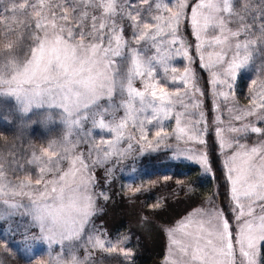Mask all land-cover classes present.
<instances>
[{
	"label": "snow or ice",
	"instance_id": "1",
	"mask_svg": "<svg viewBox=\"0 0 264 264\" xmlns=\"http://www.w3.org/2000/svg\"><path fill=\"white\" fill-rule=\"evenodd\" d=\"M258 49L264 51V0H0V96L14 97L25 115L33 108L59 109L64 129L59 145L31 153L27 163L38 168L35 179L16 176L21 165L13 169L12 153L8 160L0 155V199L18 209L22 205L4 197L29 196L24 207L40 232L31 239L46 240L49 249L60 246L47 259L29 248V264H89L90 253L78 254L81 245L129 259L130 250L87 232L96 213L90 191L94 169L113 159L119 163L133 141L141 152L159 149L169 137L164 122L170 119L176 140L207 149L203 110L199 119L188 118V109L200 108L206 95L194 58L210 74L213 97L227 103ZM178 58L187 61L182 70L173 63ZM235 113L232 119L240 126L216 119L214 143L224 157L226 181L223 206L194 209L168 229L164 264H261L264 79L251 81L249 104ZM89 123L91 129L81 135ZM92 129L108 138L97 141ZM253 135L257 142L250 144ZM124 142L127 148H121ZM185 158L212 171L207 151L189 149ZM30 188L35 195L25 191ZM144 190L130 188L132 195Z\"/></svg>",
	"mask_w": 264,
	"mask_h": 264
},
{
	"label": "trees",
	"instance_id": "2",
	"mask_svg": "<svg viewBox=\"0 0 264 264\" xmlns=\"http://www.w3.org/2000/svg\"><path fill=\"white\" fill-rule=\"evenodd\" d=\"M201 73L205 82V72L201 70ZM43 111L36 110L25 115L0 110V155L31 152L54 140L52 127L45 131L40 123L30 122L41 116L38 114ZM20 116L24 117V122L20 121ZM211 135L208 136L206 149L212 162L210 176L202 174L199 167L187 162H170L167 159L168 151L141 156L134 187L143 185L145 190L136 195L124 189L119 179L111 178L106 182L101 170L95 171L93 193L98 214L92 217V222L101 224L109 237L127 234L129 248L133 253L130 264H162L166 229L173 227L198 206L202 207L207 198L215 199V191H226L224 169L217 149L219 147ZM255 139L257 141V138L251 136L248 143ZM99 190L106 192L107 200L99 197ZM158 202L162 206L153 209L151 206ZM113 264L125 263L119 261ZM261 264H264V254L261 256Z\"/></svg>",
	"mask_w": 264,
	"mask_h": 264
},
{
	"label": "rangeland",
	"instance_id": "3",
	"mask_svg": "<svg viewBox=\"0 0 264 264\" xmlns=\"http://www.w3.org/2000/svg\"><path fill=\"white\" fill-rule=\"evenodd\" d=\"M188 31H191V27L189 25ZM194 38V37H193ZM189 39V37H187ZM191 40V39H189ZM173 63L180 68L181 70L183 67L187 64V61H182L179 58L174 60ZM192 67L194 71L196 72V76L198 78V85L202 91L206 93L205 96L200 97V100L202 101L200 108L194 109L189 108L188 111L191 114L188 118L189 119H199L200 116V110H203L204 119L208 124L209 127V135L212 133L211 137H213V142L215 141V127H216V119L219 117L224 125H228L230 122L233 123L235 126H240V121H235L232 119V117L236 114L235 109L236 108H244L248 106L249 104V88L251 87V81L253 79H264V75H261L264 73V51L257 50L254 52L253 60L249 63L248 67L244 70H242V73L238 76L236 82H235V90H234V97H231L227 103L224 102L223 97H220L218 100H216L215 97H213V87L209 83L210 80V74L204 70L203 68L199 67V60L198 58H194ZM201 70L205 72L206 81L204 82ZM140 85L137 84V87ZM175 87V86H171ZM189 89H191V84H189ZM199 95V93H197ZM235 100V104H233L232 100ZM214 100H216L217 103H219V111L216 109V104L214 103ZM2 105V106H1ZM0 110H3L7 113H20V105L19 102L15 100L14 97L6 96L4 98H0ZM232 109V111H229ZM36 110H44L41 114V116H38L37 118L32 119L30 122L32 123H40L43 130L48 131L49 127L53 128V134H55V138L53 141L49 142H56L57 145H59L60 141L62 140L64 136V129L62 125L60 124V118H59V109H36L33 108L32 111ZM2 113V112H1ZM0 113V114H1ZM122 114V113H121ZM2 115V114H1ZM20 121L24 122V117L20 116ZM165 130L169 133V137L165 141L164 144H161L159 149L157 150H145L141 152L139 146L135 145V142L133 141V149L124 157L120 158L119 163L115 162V159L108 162L104 167H96L94 171L101 170L102 177L104 180H107L108 182L111 178L119 179L121 186L126 189L127 191H130V188H135V180L137 177V166L138 162L144 154H153L157 151H168V160L170 162H187L191 165L199 167L201 170V173L204 175H209L210 172H206L203 167H201L199 164L195 163L193 160H189L185 158L186 153L189 149L196 151H207L203 148V146L196 145L193 142H186L185 140H176L175 136L172 134L173 130L175 129V121L170 119L164 122ZM89 129H91V125L86 124L84 131L81 133V135H84ZM92 136L95 137V139L98 141L102 136L104 138H108L107 133L99 132L98 130L92 129ZM208 135V136H209ZM253 137H255L253 135ZM256 138V137H255ZM248 142V141H247ZM257 141L255 139L254 142L250 144H255ZM48 144L45 146H41L38 149L32 150L31 152L24 153V151L12 153L14 160L12 167L13 169H16L17 164L21 165L18 170H16V176L23 177L26 174H31L33 176V179L38 175V168L35 165H31L27 163V160L31 158L32 152L39 153L40 149L47 147ZM217 147H219L218 141H216ZM121 148H127V142L122 143ZM83 148V145L81 146ZM218 149V154H220L221 162L223 166V160L224 157L221 155L220 148ZM208 153V151H207ZM209 155V153H208ZM6 160L9 159V154H3ZM95 158V155L94 157ZM105 168L111 169V174H108L105 172ZM224 169V167H223ZM225 172V170H224ZM16 176H13L11 173H9V179L15 181ZM25 191H31L35 195L34 188L25 189ZM90 191L93 193V187L90 188ZM103 192L106 195V192L103 190L97 191V194ZM224 192H217L215 191V199L213 198L210 200V198H207L205 201V204L197 208H202L205 210H211L213 203L215 204L216 208L222 207V200L224 199ZM94 194V193H93ZM101 197V196H99ZM5 199H9V203H17L22 205L18 209H9L6 204L3 203V199H0V264H29L28 257L32 254L28 251L29 248L36 249L37 252H42L43 255L39 258L47 259L48 253L50 252L52 256H55L60 251V246L58 244H53L51 248H48V243L46 240H32L31 237L40 236L39 227L34 224L32 217L27 214V208L24 206H27L30 204V198L27 195H16L14 197L9 194L8 196L4 197ZM94 199H96L94 197ZM101 199L104 200L103 197ZM196 208V209H197ZM193 211V210H192ZM191 211V212H192ZM189 212V213H191ZM188 213V214H189ZM98 214V211L96 210V213ZM188 214L183 216L180 220H178L173 227L177 226L178 222L181 221L184 217H186ZM166 229V246H165V254L164 259L162 261V264L165 262V258L169 256V248L171 244L170 237L168 235V229ZM87 232L88 234L92 235H101V238L106 243H111L116 245L118 248L123 247L127 250L131 249L129 248V241L127 239V234L122 233V235L116 236V237H109L105 230L102 228L101 224H95L92 222V218L87 226ZM25 237H28V239H25ZM179 238V237H178ZM67 243H76L75 241L72 242H65ZM89 264H113V262L118 263L119 261H123L125 264H130L132 261V256L129 259H125V257L122 254L119 253H107L100 249H92L88 245H81L79 250V255L83 258L87 255H89ZM32 264H35V261H32Z\"/></svg>",
	"mask_w": 264,
	"mask_h": 264
}]
</instances>
